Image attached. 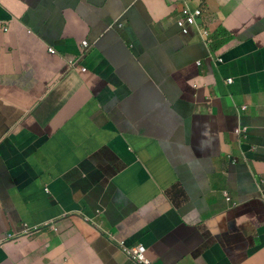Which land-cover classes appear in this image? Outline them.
Listing matches in <instances>:
<instances>
[{
  "label": "crops",
  "instance_id": "crops-1",
  "mask_svg": "<svg viewBox=\"0 0 264 264\" xmlns=\"http://www.w3.org/2000/svg\"><path fill=\"white\" fill-rule=\"evenodd\" d=\"M263 192L264 0H0V264H264Z\"/></svg>",
  "mask_w": 264,
  "mask_h": 264
},
{
  "label": "clouds",
  "instance_id": "clouds-1",
  "mask_svg": "<svg viewBox=\"0 0 264 264\" xmlns=\"http://www.w3.org/2000/svg\"><path fill=\"white\" fill-rule=\"evenodd\" d=\"M186 8H188V9H190V10L198 9V10L200 11V9H199L198 7H193V8H191V7H185V8H182V10L180 11V15H179L178 18H176V20H175V25H176L177 28H178V26H177L176 22H177L178 19H180V17L182 16V11H183L184 9H186ZM201 14H202V12L200 11V15L196 18L195 23H194L193 25H191V26L188 28L187 33H183L179 28H178V30H179V32H180L182 35H188L193 27H197V28H198V36H199V40H200L203 44L207 45V43H210L211 40H212V39H211V34H212V32L210 31V29H209L208 27H204V26L202 25V22H201V17H202V15H201ZM120 22H122V21L119 20V21H117V22L115 23V24H116V27L120 24ZM79 47H80V52H82V50H84V49H86L87 47H89L88 41H87V40H86V41H83V42L79 45ZM48 49H49L50 51H53V50H54V49H52V48H48ZM217 59H218L219 61H223V59H222L221 57H217ZM75 60H76V58H75V59H70L68 62H69L70 64H72V63H74ZM81 68H82V69H85L84 66H81ZM229 82H230V83L233 82V79L230 78V79H229ZM241 109L246 110V107L241 106ZM235 134H236L237 136L246 135V134H247V127L239 126L238 128L235 129ZM232 164L235 165V164H236V161L233 160V161H232ZM225 196H226V200H227L228 202H231L232 198H231L230 194H229L227 191H225ZM258 198H261L262 201H263V203H264V192L261 193V196L258 197ZM86 219L89 220L87 217H86ZM119 245H120L121 249H122L125 253H127V254L130 256V258H131L134 262H136L137 264H145V262H142V261H139L138 259H135V258L133 257V254L129 251V249L136 248V247H138V246L141 245V246H143V247L145 248V252H144L145 257H146L151 263H153V264H157V263H156V262H155V261L149 256L148 249H147V247H146V245H145L144 243H140V242H138V243H128L125 239H123V240H120Z\"/></svg>",
  "mask_w": 264,
  "mask_h": 264
},
{
  "label": "built area",
  "instance_id": "built-area-1",
  "mask_svg": "<svg viewBox=\"0 0 264 264\" xmlns=\"http://www.w3.org/2000/svg\"><path fill=\"white\" fill-rule=\"evenodd\" d=\"M199 15L200 11L198 9L190 10L186 8L182 11V16L177 20L176 24L183 33H187L188 28L195 23ZM129 251L135 259L145 262V264H153L145 257V248L143 246L140 245L136 248L129 249Z\"/></svg>",
  "mask_w": 264,
  "mask_h": 264
}]
</instances>
